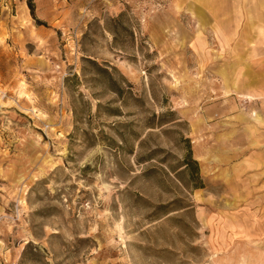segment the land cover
Here are the masks:
<instances>
[{"label":"rangeland","instance_id":"374dc122","mask_svg":"<svg viewBox=\"0 0 264 264\" xmlns=\"http://www.w3.org/2000/svg\"><path fill=\"white\" fill-rule=\"evenodd\" d=\"M212 1L0 0V264H264V0Z\"/></svg>","mask_w":264,"mask_h":264},{"label":"trees","instance_id":"16d2710c","mask_svg":"<svg viewBox=\"0 0 264 264\" xmlns=\"http://www.w3.org/2000/svg\"><path fill=\"white\" fill-rule=\"evenodd\" d=\"M29 6L31 9L32 15L35 18V9H34L33 0H30ZM36 20H37L38 24H43L38 19H36ZM183 166L187 169V171L191 177V180L193 182H198L201 180L200 173H199L198 161L193 158L192 149H191L190 145H188V153H187L186 157L184 158ZM196 187H200V185H196Z\"/></svg>","mask_w":264,"mask_h":264},{"label":"crops","instance_id":"0c3cea01","mask_svg":"<svg viewBox=\"0 0 264 264\" xmlns=\"http://www.w3.org/2000/svg\"><path fill=\"white\" fill-rule=\"evenodd\" d=\"M191 3H189V5H187L186 7H194V11L196 13H199V10L198 8L200 6L196 5L194 0H187ZM235 1H238V0H214L212 1L210 4H208L207 6L205 7H208V12H213V10L211 9L212 7H229L228 5L234 3ZM245 2V6L243 7H251L249 6L246 2H249V1H252L253 3L255 2L256 3V6L259 5L260 7H262V4H263V1L262 0H243ZM127 2H131V0H127ZM175 7H178L177 5H175ZM203 7V6H202ZM254 7V6H253ZM197 9V10H196ZM193 11V12H194ZM214 13V12H213Z\"/></svg>","mask_w":264,"mask_h":264},{"label":"built area","instance_id":"2783aa9c","mask_svg":"<svg viewBox=\"0 0 264 264\" xmlns=\"http://www.w3.org/2000/svg\"><path fill=\"white\" fill-rule=\"evenodd\" d=\"M6 97H7V92H5L0 88V116L2 115L3 112V105L1 104V101H4Z\"/></svg>","mask_w":264,"mask_h":264}]
</instances>
